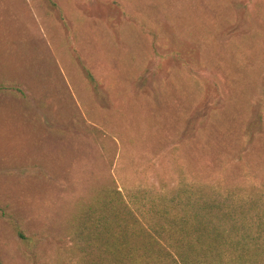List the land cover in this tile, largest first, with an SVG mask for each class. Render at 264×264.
<instances>
[{
	"label": "rangeland",
	"instance_id": "obj_1",
	"mask_svg": "<svg viewBox=\"0 0 264 264\" xmlns=\"http://www.w3.org/2000/svg\"><path fill=\"white\" fill-rule=\"evenodd\" d=\"M0 86V264H71L107 189L264 196V0H0ZM251 205L194 264H264Z\"/></svg>",
	"mask_w": 264,
	"mask_h": 264
},
{
	"label": "trees",
	"instance_id": "obj_2",
	"mask_svg": "<svg viewBox=\"0 0 264 264\" xmlns=\"http://www.w3.org/2000/svg\"><path fill=\"white\" fill-rule=\"evenodd\" d=\"M246 199L236 191L203 184L184 185L170 196L149 189L128 195L101 191L76 218L68 260L71 264H194L197 249L258 248L262 224L251 225L255 216H246L250 211L242 206L250 203L257 210L264 196ZM241 215L250 218L247 227L237 224ZM256 215L258 222L259 212ZM162 220L172 231L190 228L181 241L159 236L155 232L161 230ZM228 221L233 222L229 228Z\"/></svg>",
	"mask_w": 264,
	"mask_h": 264
}]
</instances>
